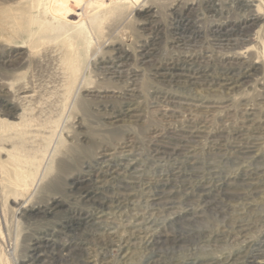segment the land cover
I'll list each match as a JSON object with an SVG mask.
<instances>
[{
	"label": "rangeland",
	"instance_id": "rangeland-1",
	"mask_svg": "<svg viewBox=\"0 0 264 264\" xmlns=\"http://www.w3.org/2000/svg\"><path fill=\"white\" fill-rule=\"evenodd\" d=\"M47 6L0 0V264H264V0Z\"/></svg>",
	"mask_w": 264,
	"mask_h": 264
},
{
	"label": "bare ground",
	"instance_id": "bare-ground-1",
	"mask_svg": "<svg viewBox=\"0 0 264 264\" xmlns=\"http://www.w3.org/2000/svg\"><path fill=\"white\" fill-rule=\"evenodd\" d=\"M45 1L48 2L47 8L49 12L54 15L56 12L58 13L59 10L65 9L69 15L73 16V26L77 27L79 31L86 32V35L91 40H93L94 37L93 31L98 28L103 14H105V12H112V0H106V2H100L98 0ZM106 71H108V69H106Z\"/></svg>",
	"mask_w": 264,
	"mask_h": 264
}]
</instances>
